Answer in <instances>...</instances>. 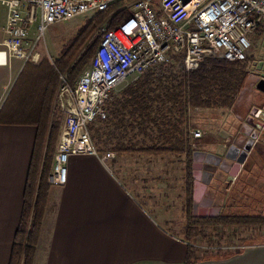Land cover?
I'll return each mask as SVG.
<instances>
[{
	"label": "crops",
	"instance_id": "1",
	"mask_svg": "<svg viewBox=\"0 0 264 264\" xmlns=\"http://www.w3.org/2000/svg\"><path fill=\"white\" fill-rule=\"evenodd\" d=\"M262 32L264 30H261L260 34ZM261 43L264 44V41L262 40ZM1 44L2 42L0 50H3ZM23 66L24 63L21 60L14 58L9 59L6 66H0V109L7 98L6 96L2 98L3 83L9 77L12 80L6 94L8 96ZM262 76L264 75H261L259 80L257 79L254 84L248 87L251 93H255L257 96H253L255 105H252L253 102L249 105L245 103L241 110H238L240 114H245L244 116L225 112V118L222 119L196 120V123L194 121L196 129L209 134L211 132L207 131L209 125L217 122L221 133L231 135L230 144L226 145L225 150L223 149L221 152L213 148L214 144L210 141H204L202 147L199 146L195 150V161L198 163L201 173H212V177L210 176L205 185L208 192H211V189H215V187H220V180L224 175L237 179L243 170H240V167L236 175L232 177L231 173L233 172L231 170L230 172L223 171L221 164L223 162L231 164L232 158L236 157L241 150L240 156H242L244 149L239 143L245 138L244 134L246 133H242L244 129L247 132L246 136L251 135L250 138L253 141L256 138L254 134L259 129H256L252 124L253 118L248 117L250 109L256 108L252 110L257 111L254 118L264 123V114H261L259 110L264 108V93L256 89L257 83L264 81ZM257 92L261 93L263 97L261 98ZM259 104L261 106L256 107ZM235 107L236 105L234 109ZM108 113V122L101 123L98 120L89 126L91 138L94 136L101 141L100 145L96 144L97 139L95 143L93 141L100 155L104 154L100 149L106 142V135L107 137L108 135H119L118 130L111 125L110 112ZM256 120L254 121L256 122ZM61 126L62 123L58 136ZM229 126L232 127L230 131ZM36 133L37 128L33 125L0 123V264L10 263L14 236L23 209L24 190L34 151ZM128 135L129 133L122 139V143H127ZM240 135L242 136L241 140ZM262 137L263 147H256V153L254 152L250 155L251 157H248L249 159L244 165L245 171L249 168L252 171L264 169V131ZM229 146H233V148ZM252 150H248L246 157ZM115 155L114 160H108L105 163L93 156L71 155L69 157L66 184L62 187L51 186L49 190L34 264L184 263L188 245L195 247L182 239L185 228V201L181 209L184 224L180 232L170 229L174 223L173 219L179 217V209L173 207V204L177 202L178 195H175L176 199L172 196L171 175L177 171L173 168L176 163L174 161L184 162V156L151 157L118 155L116 153ZM166 157L169 159H165ZM170 157L178 159L172 160ZM208 158L214 162L210 163ZM178 164L180 170L183 171V163ZM194 176H196L195 173ZM241 193L238 192L240 196ZM222 196L224 197V195ZM231 198L230 196V202L237 201L238 195L232 200ZM208 202V197L203 200L204 205H207ZM164 204L168 206L164 207ZM193 215L197 217L246 215L257 219L261 218L264 224V216H251L242 212L239 214H223L222 212L215 215L196 214L194 205ZM261 237H257V239ZM232 246H242V248L235 251L220 249L202 252L198 250V260L194 264H264V240L233 244Z\"/></svg>",
	"mask_w": 264,
	"mask_h": 264
},
{
	"label": "trees",
	"instance_id": "2",
	"mask_svg": "<svg viewBox=\"0 0 264 264\" xmlns=\"http://www.w3.org/2000/svg\"><path fill=\"white\" fill-rule=\"evenodd\" d=\"M122 5L116 3L106 11L96 13L62 45L59 54L52 59L53 64L45 56L38 64L25 63L0 109V123L37 128L22 214L9 264H34L51 188L48 178L62 120V115L52 107L59 83L57 71L65 74L70 85H74L84 69L90 66L102 40L100 27L106 23L107 30H111L129 14L120 11ZM247 61L248 57L244 62L209 58L197 70L187 72L179 57L175 63L153 69L135 79L118 97L113 96L106 107L111 125L119 135H106L102 150L129 156H184L185 228L182 239L191 245L196 244L206 228L263 224L261 218L246 215H193L197 143L191 134L197 130L193 115L199 111H221L233 112L237 116L239 112L234 106L245 87L248 88ZM250 112L251 109L248 117ZM108 117L109 113L101 123L108 122ZM127 133L128 141L122 143ZM92 138L95 143L97 137ZM100 142L97 139L96 144L100 145ZM197 251L188 245L183 264H194L198 260Z\"/></svg>",
	"mask_w": 264,
	"mask_h": 264
},
{
	"label": "built area",
	"instance_id": "3",
	"mask_svg": "<svg viewBox=\"0 0 264 264\" xmlns=\"http://www.w3.org/2000/svg\"><path fill=\"white\" fill-rule=\"evenodd\" d=\"M126 1L129 0H0L6 11L0 66H6L11 58L24 64L38 63L43 56L38 45L52 26L104 12ZM130 1L129 14L115 28L107 30L106 23L102 25L103 37L92 62L73 86L65 74L56 70L59 83L53 109L62 115V126L48 178L51 186L66 184L71 155L93 156L104 163L116 158L111 151L98 153L89 126L107 119V104L122 82L173 64L179 57L187 72L197 70L209 58L244 62L252 47L251 37L264 30V0ZM49 60L53 64L51 57ZM252 118L261 134L264 123ZM191 134L193 139L202 138L199 129Z\"/></svg>",
	"mask_w": 264,
	"mask_h": 264
},
{
	"label": "rangeland",
	"instance_id": "4",
	"mask_svg": "<svg viewBox=\"0 0 264 264\" xmlns=\"http://www.w3.org/2000/svg\"><path fill=\"white\" fill-rule=\"evenodd\" d=\"M130 0L123 3L122 7L120 8V11L128 12V9L130 8ZM119 11V12H120ZM5 15L6 11L3 6L0 5V43L3 42V33L1 30V27L3 26L5 22ZM95 15V14H94ZM94 15L92 16H80L76 17L70 21H67L65 23H61L55 26H52L49 31L45 34V40L43 42H40L38 45V50L41 52L43 56H45L48 60L55 59L56 56L59 54L62 45L65 44L70 38L74 37V35L79 31L80 28H82L88 20H90ZM125 17V16H124ZM123 17V18H124ZM122 19V18H121ZM120 19V20H121ZM119 20V21H120ZM118 21V22H119ZM117 22V23H118ZM107 25V24H106ZM103 26L100 27V34L101 29ZM32 37V35H31ZM262 40L264 41V32L261 34H255L251 37V43L252 47L248 53V61L245 64V69L249 73L248 77V87L251 84H254L257 79L259 80L261 78V75H264V44H262ZM95 54V53H94ZM94 57V56H93ZM50 61V60H49ZM51 63V62H50ZM88 68V67H87ZM85 68L84 71L87 69ZM12 71V70H11ZM82 74V73H81ZM80 74V75H81ZM79 75V76H80ZM258 76V77H257ZM264 78V76H262ZM134 77H130L124 82H122L120 85L116 87L114 90L113 96L116 97L118 93L125 89L130 83L134 81ZM6 82L3 83V97H7V92L10 89V86L12 84V80L6 79ZM122 89V90H121ZM255 91V88L253 89ZM257 94L262 98L263 95L259 92ZM257 96L255 93H251L249 88L245 87V90L242 92V95L239 97L236 109L241 110V108L244 106L243 104L249 105V103L253 102L252 105H255V100L253 96ZM258 96V97H259ZM259 97V98H260ZM260 100V99H258ZM1 102V101H0ZM264 102V97H263ZM257 104V103H256ZM261 105H257L256 107H260ZM256 109V108H253ZM252 109V110H253ZM261 114H264V111L262 108L259 109ZM252 113V112H250ZM240 114V113H239ZM244 116L243 114H240ZM194 119L195 120H209V119H222L225 118V112L221 111H199L195 113ZM228 116V115H227ZM226 116V117H227ZM255 117V116H254ZM211 120V121H212ZM262 122V121H260ZM62 123V120H61ZM217 122L213 123L212 125H209L207 131H211L210 134L202 131V138L200 140H197V143L195 145V150L199 148V146L202 147V143L204 141H210L213 142V148L216 150H219L221 152L223 149L225 150V146L230 144L231 135H225L221 133L219 130V126L216 124ZM244 126V125H243ZM245 127V126H244ZM252 128H254L251 125ZM231 126H229V131L231 130ZM243 129V128H242ZM242 133H246L245 138H243V141L239 144H242L243 146V153L247 154L248 150L246 151L245 146L250 150L251 147L253 148L252 152L248 155V157H251L255 151L256 147L261 148L263 147V131L261 134H258V131L256 130V133L254 134L256 137L259 136L258 142H256L253 145V139L250 138L251 135L246 136L247 132L244 129ZM241 133V134H242ZM92 136V135H91ZM240 140L242 139V136H239ZM58 141V139H57ZM57 145V142H56ZM237 145V144H236ZM200 147V148H201ZM230 148H233V146H229ZM103 148V147H101ZM56 149V148H55ZM100 149V148H99ZM239 150L241 148L239 147ZM103 153L107 152L108 150H102ZM242 151V150H241ZM236 155V157L232 158L231 164H228L227 162H223L221 164V168L225 172H235L236 169L240 168V163L238 160L241 158L240 153ZM242 153V154H243ZM256 153V152H255ZM243 154V155H244ZM256 157V156H254ZM169 159V158H165ZM172 160L178 159L177 157H170ZM209 159V158H208ZM210 160V159H209ZM175 165H173V168L177 169V171H174L172 173L171 178V186H172V196L176 199L175 195H178L177 202L173 204V207L178 208V215L179 217L177 219H173L174 223L170 227V229L174 232H180L181 227L184 224L183 219V212H182V206L185 201V196L183 194V171L180 170V165L177 160ZM210 163H213V160L209 161ZM234 163V165H233ZM196 162V165L194 166L193 172L195 173V184H194V191H193V199H194V207H196V214L202 213L206 215H215L219 212H222L223 214H239L240 212L249 214L251 216H264V169L261 171L259 170H253L249 168V170H246V167L240 168L242 170L241 174L237 177V179L229 178V175H224V177L220 180V187H215V189H211V192H208L206 185V181L210 179V176L212 177V173H201L199 165ZM184 165V164H183ZM199 170V171H198ZM219 170V169H217ZM228 177V178H227ZM244 185H243V184ZM174 187V188H173ZM248 187V188H247ZM245 191H242L243 189ZM242 189V190H241ZM241 190V191H240ZM209 194H208V193ZM238 192H242L241 196L238 194ZM224 195V197L222 196ZM238 195V200L234 202H230V196L232 197L231 200ZM208 197V203L207 205H204L203 200ZM221 196V198H220ZM249 196V197H248ZM252 196V197H251ZM226 199V200H225ZM251 200V202H250ZM168 205L164 204V207H167ZM205 207V208H204ZM231 207V208H230ZM221 210V211H220ZM264 224L257 225V226H238L236 228H228V227H216V228H206L203 230L200 237L197 238L195 247L199 251H205L204 249H207L208 247H229L237 244L242 243H248V242H256L257 240H264ZM260 233V234H259ZM262 235V237H261ZM257 237H261L260 239H257ZM214 243L217 246H212ZM204 248V249H202ZM208 250V249H207ZM209 251V250H208Z\"/></svg>",
	"mask_w": 264,
	"mask_h": 264
},
{
	"label": "water",
	"instance_id": "5",
	"mask_svg": "<svg viewBox=\"0 0 264 264\" xmlns=\"http://www.w3.org/2000/svg\"><path fill=\"white\" fill-rule=\"evenodd\" d=\"M256 89L264 93V81H259L257 83V85H256ZM263 110H264V108H263ZM256 113H257V111H255V110L252 111L251 116H255ZM245 149H246V151L249 150L247 147ZM243 154H242L241 158L238 160V162L240 163V165H243L244 164V161L246 159V154H244V155ZM238 170H239V168L236 169L235 172L231 173L232 174V177H234L236 175V173L238 172Z\"/></svg>",
	"mask_w": 264,
	"mask_h": 264
},
{
	"label": "flooded vegetation",
	"instance_id": "6",
	"mask_svg": "<svg viewBox=\"0 0 264 264\" xmlns=\"http://www.w3.org/2000/svg\"><path fill=\"white\" fill-rule=\"evenodd\" d=\"M249 117L251 118V117H253V116L250 115ZM253 145H254V141H253ZM254 146H255V145H254ZM251 149H253V147H251ZM247 159H249L248 156L246 157L244 164L241 165L242 168L244 167V165H245ZM247 167H248V165H247Z\"/></svg>",
	"mask_w": 264,
	"mask_h": 264
}]
</instances>
